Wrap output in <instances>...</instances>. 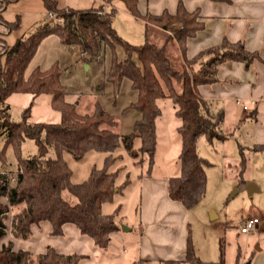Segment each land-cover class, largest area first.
<instances>
[{
  "label": "trees",
  "instance_id": "16d2710c",
  "mask_svg": "<svg viewBox=\"0 0 264 264\" xmlns=\"http://www.w3.org/2000/svg\"><path fill=\"white\" fill-rule=\"evenodd\" d=\"M47 11L57 13L60 21L45 19L26 35L8 47L0 39V133L5 135L4 148L11 145L16 156L14 171H0V264H80L84 256L76 253L60 254L47 247L44 252L33 254L27 250H13L12 241H3L7 233L14 240L31 237V227L48 222L50 235H62L65 224L75 226L81 235L88 236L93 245L102 251L107 249L110 235L121 228L116 220L117 211L104 215L101 206L111 202L127 186L128 180L116 186V172H108L116 160L112 153L120 146L138 164L147 166L150 173L156 148L155 121L161 111L157 101L170 99L179 125L180 136L179 174L168 178L167 194L186 210L198 204L205 196L206 173L211 164L197 151V139L204 136L213 141L229 138L222 128L224 111L214 110L211 101L203 99L198 86L217 81V67L226 62H240L245 68L256 59L257 53L245 49L242 41L230 42L226 38L215 46L186 58V41L203 29L198 10L187 11L181 2L174 14L163 11L160 15L137 9L140 0H120L129 13L146 24L166 30L173 24L179 28L168 36L178 46L181 62L174 67L167 54L166 44L158 46L145 40L142 45H131L120 38L112 27L116 14L113 7L106 8L114 0L88 10H57L50 0H42ZM227 3L230 0H210ZM6 2V1H5ZM2 6L0 7V10ZM0 24L7 31L15 30L18 22L7 23L0 16ZM55 35L63 46H75L80 58L88 65L95 64L98 72L92 95L102 96L105 84L112 89L113 104L124 79L136 92V100L122 110L123 114L134 110L139 114L131 131L119 135L115 116L95 100L88 112L79 113L76 102L66 101L69 88L62 82L65 69L56 62L47 69H26L41 41ZM123 50L124 58L118 59L116 48ZM110 60L105 67V53ZM1 58L3 60L1 61ZM15 93L29 94L36 98L50 95L52 109L60 114L58 123H29V107L24 109L19 121L10 118L7 98ZM140 139L138 149L133 140ZM25 139L34 141L36 151L30 157L21 156L20 145ZM0 160L5 162L3 151ZM51 151V153H50ZM90 151L106 153L102 168H92L88 178L79 184L70 181L71 170L63 159L69 154L78 161ZM252 152L264 151V145H255ZM234 164V180L238 188L246 184L244 177L250 158L244 148H239ZM225 168H229L226 166ZM224 264L223 251L216 261H202L195 254L189 225H187L183 260H160L149 263L136 260L131 264Z\"/></svg>",
  "mask_w": 264,
  "mask_h": 264
},
{
  "label": "crops",
  "instance_id": "0c3cea01",
  "mask_svg": "<svg viewBox=\"0 0 264 264\" xmlns=\"http://www.w3.org/2000/svg\"><path fill=\"white\" fill-rule=\"evenodd\" d=\"M50 1L55 4L57 10H88L102 3L101 0ZM179 2L189 12L198 10L200 21L204 26L194 38L186 41L187 59L204 49L218 45L223 38L230 42L242 41L247 51L255 52L259 57L248 68L240 62L222 63L217 67L215 83L198 86L199 95L211 101L214 110L224 111L222 128L230 133L226 140H234L237 153L241 147L248 154L250 161L244 177L246 184L248 182L253 184L252 193H254L262 189L264 184L263 181L259 182L251 178L248 170L251 156L253 160V157L257 155L263 159L262 171H264V151H251L255 145H264V0H230L227 3L210 0H140L137 9L141 15L145 13L160 15L163 11L174 14ZM1 6L0 16L5 22H18V27L12 31H7L0 24V39L8 47L12 46L18 38L29 33L34 26L47 19L49 12L42 0H0ZM107 7H113L116 10L112 18L113 29L120 38L131 45H142L145 40H148L163 46L167 43L166 40L171 32L179 28L178 24H173L166 30H162L157 26L146 24L143 20L133 17L120 0L112 1ZM166 49L167 54H171L180 64L181 56L174 40L168 41ZM116 54L118 59L124 58L120 47L116 48ZM109 60L110 55L106 52V69ZM83 66L85 70L90 69L88 64ZM125 82L128 83L125 79L122 81L115 104H113L112 89L109 84H105L103 96H96L93 102L97 100L102 106L99 99L103 97L109 106L116 107L117 98L124 95L127 97V102L121 108L122 112L136 100V92L131 89L130 83L126 92L122 91ZM251 101H254V104H250ZM242 105H247L248 109L244 111ZM127 114L131 117L129 120L122 121L124 130L116 132L119 135L128 134L133 122L139 118V114L134 110ZM139 146L140 139L135 138L133 147L138 149ZM106 156V153L90 151L76 161L69 154L64 153L63 159L71 170V183H82L88 178L92 168H102ZM112 156L116 160L109 167L108 172H116V186L121 185L125 180H128V184L121 193L114 195L111 202L102 204L101 213L110 215L117 211L119 217L117 222L119 226L124 225L126 229H120L110 235L106 250L102 251L95 247L88 236L81 235L71 224L63 225L62 235L52 236L48 222L33 225L31 237L27 240H14L7 233L2 242L12 241L13 250H27L33 254L44 252L47 247L53 248L60 254L76 253L85 257L80 264H115L123 259L126 251L131 252V257L126 262L128 264L136 260H145L149 263L160 260H183L190 209L186 210L180 203L168 197L167 182L171 175L156 176L152 169L150 173H146L147 166H142L137 163L138 159L129 157L122 146L116 149ZM237 160L231 162L224 154L222 166L235 169L234 164ZM253 161L257 163L256 160ZM233 171L235 175L236 169ZM234 175L232 185L238 190L244 189L246 184L241 188L236 186ZM210 215L211 219H216L218 216L213 210L210 211ZM260 224L261 222L256 226L257 229H262L263 225ZM257 249L264 251V249Z\"/></svg>",
  "mask_w": 264,
  "mask_h": 264
},
{
  "label": "rangeland",
  "instance_id": "374dc122",
  "mask_svg": "<svg viewBox=\"0 0 264 264\" xmlns=\"http://www.w3.org/2000/svg\"><path fill=\"white\" fill-rule=\"evenodd\" d=\"M106 8L108 7L106 6ZM76 56L77 60H75ZM168 56L173 66L178 67V61L171 54ZM55 62L65 69L62 82L67 85L70 91L66 101H78V112H88L95 99L92 95L96 83L95 78L98 75L95 64H91L90 69L85 70L83 64H87L86 60L80 58L77 47L63 46L55 35H50L39 44L28 64L26 74L34 67L44 70ZM129 83V81L128 83L125 82L123 92H126ZM107 92L108 90L105 91V95H107ZM99 100L103 108L112 113L117 120V126L113 128V131L123 132L122 124L124 122L122 121L129 120L131 117L129 114L126 115L121 112V108L127 102V97L122 95L117 98L116 107L109 106L103 97ZM6 104L9 107L10 118L13 121H19L23 110L28 107L27 121L29 123L54 124L60 121V114L52 109L50 95L48 94H41L36 98H32L29 94L15 93L7 98ZM157 105L161 114L155 121L156 148L153 157V174L156 176H175L179 174L180 170L178 157L181 142L177 132L179 122L174 114L173 103L170 99L158 100ZM4 141L5 135L0 133V156L4 148ZM196 145L198 154L211 165L205 170V196L190 209L187 220L195 254L202 261H216L220 250H222L224 264H264V251H258L257 249H264V184L262 189H258L252 194H248L244 189L235 192V187L232 185L233 170L235 169L233 167L223 168L222 166V156L224 154L231 162L238 159L233 139L215 140L210 144L204 136H200ZM20 151L21 156L24 158L33 155L36 151L34 141L30 139L23 140ZM3 155L5 162L2 163L0 160V170L14 171L16 156L11 145L4 148ZM253 160H256L257 163L255 164ZM253 160L251 156L250 168L248 169L249 176L259 182H264L263 159L256 155ZM143 165L145 166V164ZM211 210L217 213L216 219H211ZM253 217L261 222L262 229L255 227L248 234L240 233L238 225L243 220ZM116 220H119L118 215ZM130 257L131 252L126 251L123 254V259L115 264H128L126 262Z\"/></svg>",
  "mask_w": 264,
  "mask_h": 264
},
{
  "label": "built area",
  "instance_id": "2783aa9c",
  "mask_svg": "<svg viewBox=\"0 0 264 264\" xmlns=\"http://www.w3.org/2000/svg\"><path fill=\"white\" fill-rule=\"evenodd\" d=\"M67 12V9H65ZM47 18L55 21H60V18L58 17L57 13L49 11L47 13ZM239 103V102H237ZM250 104H254V101H251ZM242 109L245 111L248 109L247 105H242ZM259 224V220L255 217L248 218L243 220L239 225V232L242 234H248L250 233L257 225Z\"/></svg>",
  "mask_w": 264,
  "mask_h": 264
},
{
  "label": "water",
  "instance_id": "95a60500",
  "mask_svg": "<svg viewBox=\"0 0 264 264\" xmlns=\"http://www.w3.org/2000/svg\"><path fill=\"white\" fill-rule=\"evenodd\" d=\"M252 188H253V184L251 182H248L245 186H244V190L248 193V194H251L252 193ZM238 189L235 188V192H237ZM120 228L122 230H125L126 227H124V225H121Z\"/></svg>",
  "mask_w": 264,
  "mask_h": 264
}]
</instances>
